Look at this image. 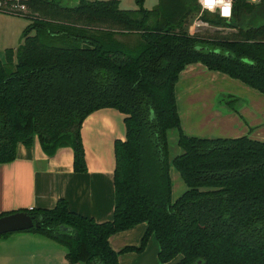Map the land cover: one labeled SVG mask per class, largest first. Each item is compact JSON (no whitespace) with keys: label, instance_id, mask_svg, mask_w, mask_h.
<instances>
[{"label":"trees","instance_id":"16d2710c","mask_svg":"<svg viewBox=\"0 0 264 264\" xmlns=\"http://www.w3.org/2000/svg\"><path fill=\"white\" fill-rule=\"evenodd\" d=\"M75 1L24 0L29 12L20 17L31 24L17 62L11 49L0 59V165L38 141L48 156L72 148L75 171L85 173L83 124L116 109L127 137L115 144L114 218L98 223L62 199L54 209L23 211L39 224L28 233L63 246L69 264H120L121 254L144 253L153 236L161 264H264V142L189 137L176 98L181 72L195 63L264 94V0H236L230 21L206 14L214 28L232 29L208 38L189 31L196 0H160L155 11L145 0L135 11L116 0ZM129 34L140 42L119 39ZM227 97L236 110L239 100ZM172 130L183 152L171 161ZM171 166L188 187L176 202ZM140 224V246L117 252L111 239Z\"/></svg>","mask_w":264,"mask_h":264},{"label":"crops","instance_id":"0c3cea01","mask_svg":"<svg viewBox=\"0 0 264 264\" xmlns=\"http://www.w3.org/2000/svg\"><path fill=\"white\" fill-rule=\"evenodd\" d=\"M222 96L239 100L236 110L223 106ZM176 98L185 135L212 140L248 137L264 142V94L245 83L202 63L190 64L179 76ZM81 135L85 173L75 171L72 148L63 147L48 156L38 141L33 147L20 146L17 160L0 165V216L54 209L63 199L76 214L98 223L112 221L115 144L126 140L125 115L113 108L96 111L85 120ZM146 230L147 226L140 224L114 236L111 244L117 252L138 247ZM159 250L153 236L144 253L121 254L120 264H161ZM66 255L55 241L33 233H16L0 240V264H69Z\"/></svg>","mask_w":264,"mask_h":264},{"label":"rangeland","instance_id":"374dc122","mask_svg":"<svg viewBox=\"0 0 264 264\" xmlns=\"http://www.w3.org/2000/svg\"><path fill=\"white\" fill-rule=\"evenodd\" d=\"M90 1H111V0H90ZM119 3V7L122 10L135 11L139 9V6L136 3V0H116ZM75 0H65V4H74ZM160 6V0H145L143 8L149 11H155ZM260 15H264V8H259ZM31 24V20L25 17L12 16L0 13V59L4 62L6 61V52L11 49L15 53V63L17 62L16 52L18 51L20 45L23 43V34L27 27ZM191 24L190 28L192 27ZM189 28V31H190ZM222 33L226 35L232 32V29L226 28H214L213 26L210 29H204L199 32L197 35H200L204 38L213 37L217 33ZM119 39L124 42L126 45L135 46L140 42V38L135 34L125 35L119 37ZM227 97V96H226ZM224 97L225 100L220 102L223 106H227L226 102L228 97ZM169 142H170V160L182 154V149L178 145V134L176 130L169 132ZM170 174L173 183V202H176L181 198L185 192L188 190L186 184L183 182V179L179 171L171 166ZM57 243V242H56ZM58 244V243H57ZM59 247L65 249L63 246L58 244ZM34 247H30L33 249ZM66 250V249H65ZM67 251V250H66ZM83 264V263H81Z\"/></svg>","mask_w":264,"mask_h":264},{"label":"built area","instance_id":"2783aa9c","mask_svg":"<svg viewBox=\"0 0 264 264\" xmlns=\"http://www.w3.org/2000/svg\"><path fill=\"white\" fill-rule=\"evenodd\" d=\"M200 7V12L195 18L190 34L196 35L204 29H210L212 25L204 20L206 14L219 16L230 21L234 17L236 0H196ZM258 4L261 0H248ZM227 9V11H225ZM28 7L24 0H0V13L12 16H23L28 13Z\"/></svg>","mask_w":264,"mask_h":264},{"label":"water","instance_id":"95a60500","mask_svg":"<svg viewBox=\"0 0 264 264\" xmlns=\"http://www.w3.org/2000/svg\"><path fill=\"white\" fill-rule=\"evenodd\" d=\"M37 228H39V224L25 212L0 217V237L16 233H27Z\"/></svg>","mask_w":264,"mask_h":264},{"label":"snow or ice","instance_id":"6c2138e0","mask_svg":"<svg viewBox=\"0 0 264 264\" xmlns=\"http://www.w3.org/2000/svg\"><path fill=\"white\" fill-rule=\"evenodd\" d=\"M225 11H227V9Z\"/></svg>","mask_w":264,"mask_h":264}]
</instances>
